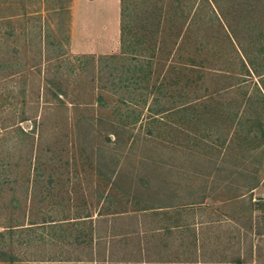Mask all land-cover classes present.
<instances>
[{
    "label": "rangeland",
    "instance_id": "obj_1",
    "mask_svg": "<svg viewBox=\"0 0 264 264\" xmlns=\"http://www.w3.org/2000/svg\"><path fill=\"white\" fill-rule=\"evenodd\" d=\"M125 1L137 29L146 7ZM71 30L72 0H0V264L89 258L84 216L160 206L185 211L175 215L181 222L195 209L210 220L215 256L264 264V133L253 132L264 123L262 78L228 63L215 67L244 82L229 88L217 81L230 72L214 70L204 83L182 74L176 86L174 72L155 64L137 83L111 52H74ZM132 35V50L146 52ZM198 53L194 46L185 57ZM164 76L165 93L147 89ZM212 90L215 98H188ZM180 101L210 107L173 110ZM165 107L173 108L156 114Z\"/></svg>",
    "mask_w": 264,
    "mask_h": 264
},
{
    "label": "trees",
    "instance_id": "obj_2",
    "mask_svg": "<svg viewBox=\"0 0 264 264\" xmlns=\"http://www.w3.org/2000/svg\"><path fill=\"white\" fill-rule=\"evenodd\" d=\"M137 1L146 8L145 13L138 14L140 20L137 22L136 29L129 19L128 3L121 0L120 52L107 55L110 58L124 59L125 63L133 69L135 82H140V79L145 76L151 78L155 64L161 65V69L167 65V71L174 72L173 77H175L170 81V85L179 86L182 74L188 77L186 81H192L189 77L190 72L198 74L197 82L204 83L206 75L211 71L226 70L215 67L219 66L218 64L237 63L245 69L247 74L262 78L257 97L264 102V0ZM134 33L141 34L139 44L148 45L146 52L141 50V53H136L132 50V34ZM194 46L199 51L197 56L185 57V54ZM210 49H215L214 60L208 63V55L205 52L208 50L210 52ZM172 55L173 59L170 60ZM226 71L230 72V76L222 75L223 78L219 79L218 83L227 79V87L230 88L244 82V79H234L236 75L233 71ZM186 86L189 85L186 84ZM165 87V76L163 79H154L153 82L149 80L147 85L150 92L158 93L164 92ZM102 96L100 95L101 100ZM188 98L196 101L212 99L215 98L214 90ZM245 99L249 103L252 102L255 99L254 94L246 96ZM180 102L178 107L157 109L156 114L171 110L170 108L180 109L181 112L190 108L210 107L206 102L186 103V105ZM232 114L233 121L236 116L239 120H243L242 112L236 111ZM238 126L236 128L239 129L240 124ZM253 132L257 136L262 135L264 123H260ZM88 216L90 214L86 215Z\"/></svg>",
    "mask_w": 264,
    "mask_h": 264
},
{
    "label": "crops",
    "instance_id": "obj_3",
    "mask_svg": "<svg viewBox=\"0 0 264 264\" xmlns=\"http://www.w3.org/2000/svg\"><path fill=\"white\" fill-rule=\"evenodd\" d=\"M120 28L121 0H72L74 52L114 53L120 43ZM184 212L160 206L101 213L94 219L84 216L92 220V243L87 249L90 256L66 264H244L239 253L231 258L211 253V237L206 230L210 220H199L195 209L193 221L181 222L175 215ZM129 220L133 221L131 229L116 231L118 224ZM215 240L222 242V236L215 235Z\"/></svg>",
    "mask_w": 264,
    "mask_h": 264
}]
</instances>
